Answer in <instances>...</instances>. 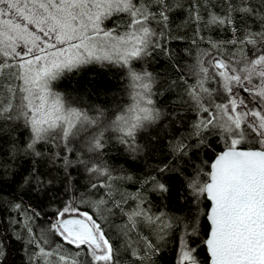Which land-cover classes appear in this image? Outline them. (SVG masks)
<instances>
[{
    "label": "snow or ice",
    "instance_id": "snow-or-ice-1",
    "mask_svg": "<svg viewBox=\"0 0 264 264\" xmlns=\"http://www.w3.org/2000/svg\"><path fill=\"white\" fill-rule=\"evenodd\" d=\"M0 264H264V0H0Z\"/></svg>",
    "mask_w": 264,
    "mask_h": 264
},
{
    "label": "trees",
    "instance_id": "trees-1",
    "mask_svg": "<svg viewBox=\"0 0 264 264\" xmlns=\"http://www.w3.org/2000/svg\"><path fill=\"white\" fill-rule=\"evenodd\" d=\"M180 19H182V17H181V18H178V19L176 20V23H177V24L180 23ZM149 163H151V161H150ZM129 190H132V189H129ZM114 219H116V222L119 223V219H118V218H114Z\"/></svg>",
    "mask_w": 264,
    "mask_h": 264
}]
</instances>
